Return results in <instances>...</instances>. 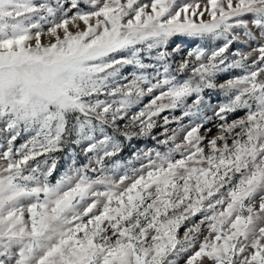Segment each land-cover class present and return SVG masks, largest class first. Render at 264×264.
<instances>
[{
	"label": "snow or ice",
	"instance_id": "1",
	"mask_svg": "<svg viewBox=\"0 0 264 264\" xmlns=\"http://www.w3.org/2000/svg\"><path fill=\"white\" fill-rule=\"evenodd\" d=\"M0 137V264H264V0H0Z\"/></svg>",
	"mask_w": 264,
	"mask_h": 264
},
{
	"label": "rangeland",
	"instance_id": "2",
	"mask_svg": "<svg viewBox=\"0 0 264 264\" xmlns=\"http://www.w3.org/2000/svg\"><path fill=\"white\" fill-rule=\"evenodd\" d=\"M35 2L43 3V2H45V0H35ZM47 2L49 4H51L53 7H55L56 3H57V0H47ZM189 2H191V0H189ZM44 27L46 29L48 27V25L45 24ZM43 42L47 43L48 42L47 38H44ZM244 50L247 51V49H244ZM244 74L245 73L241 69H232V70H230L228 72L218 73L217 74V78H216V82L218 84L219 83H225L228 79H232L235 76L244 75ZM206 91L208 92V94L205 95V97H204L205 104H208L209 102H211L212 107L215 108L216 105H218L219 103L226 102V97H224L222 92H220L218 90H206ZM209 96L211 97V101H209ZM101 98H103V97H101ZM148 100H149V98L145 97L141 104L137 105L136 107H134L132 109V112L134 113V112L138 111L139 108L143 107L144 104L148 103ZM206 111H207L208 115H211V110L210 109H206ZM243 114H244L243 111L238 113V115H243ZM174 115L175 116L182 115V109H176L174 111L173 110H166L164 113H161L160 117L154 118L156 120V123L159 125V127L155 128L153 130V135H156L160 139L165 138L164 137V128H165V126L163 124L162 117L163 116H169L171 118ZM232 118H235V117H230V120ZM183 123L187 124L188 123V119L185 118ZM167 127H168L169 133H170L171 129H176L178 127V125L175 122H173L170 125H168ZM212 134L213 135L216 134V130L215 129L213 130ZM27 139H30L29 134L28 133H23L22 134V138L18 139L15 142L14 149L18 148L20 144L26 143ZM125 143H128V141H125ZM132 145H133V147L138 146L139 148H142V149H147V148H152V147H160V150H162V151L165 150L163 146H158L153 139L146 138V137H141V138L135 139L132 142ZM4 150H5V148L3 146V137H0V152H2ZM131 152H132V148H129L127 151H125L123 153V157H124V161L125 162L128 159H131V156H130ZM61 155H62V159L60 160V171L63 172L64 170H66L67 163L69 161V157H68L67 154H61ZM3 163H4V161L0 160V164H3ZM134 163H135L136 167H139V164L137 162L134 161ZM56 178H58V176Z\"/></svg>",
	"mask_w": 264,
	"mask_h": 264
}]
</instances>
